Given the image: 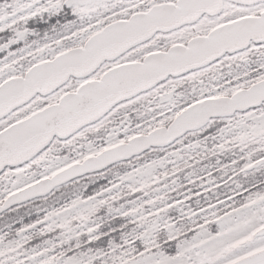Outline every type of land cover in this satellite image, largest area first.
<instances>
[{"label": "snow or ice", "instance_id": "6c2138e0", "mask_svg": "<svg viewBox=\"0 0 264 264\" xmlns=\"http://www.w3.org/2000/svg\"><path fill=\"white\" fill-rule=\"evenodd\" d=\"M0 264H264V0H0Z\"/></svg>", "mask_w": 264, "mask_h": 264}]
</instances>
